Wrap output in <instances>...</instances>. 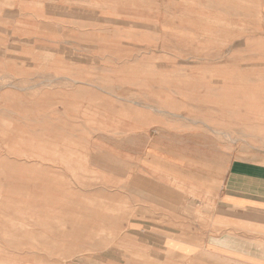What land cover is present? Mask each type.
Listing matches in <instances>:
<instances>
[{
    "label": "rangeland",
    "instance_id": "1",
    "mask_svg": "<svg viewBox=\"0 0 264 264\" xmlns=\"http://www.w3.org/2000/svg\"><path fill=\"white\" fill-rule=\"evenodd\" d=\"M53 1L61 12L95 8L105 14L97 27L101 42L81 57L91 68L80 78L55 57L66 51L60 37L47 44L52 60L44 53L37 63L26 56L36 64L27 71L30 76L0 73V264H64L108 253L112 235L101 229L95 239L84 240L86 220L103 223L133 212L141 218L135 207L145 205L141 190L165 193L169 186L174 195L187 194L178 181L188 170L203 186L204 165L170 164L204 156V149L187 142L246 140L249 134L236 128L250 122L236 110L264 113L259 0H96L94 6L87 0ZM115 13L131 20L130 36L140 34L143 43L130 50L118 44ZM242 33L245 50L231 52L224 40ZM66 56L77 57L72 51ZM149 158L159 161L143 164ZM131 187L132 198L129 192L118 194ZM203 194L197 189L192 197L204 199ZM159 205L165 209L144 216L163 215L174 223L204 220L203 213L178 218ZM178 231L187 236V228Z\"/></svg>",
    "mask_w": 264,
    "mask_h": 264
},
{
    "label": "crops",
    "instance_id": "2",
    "mask_svg": "<svg viewBox=\"0 0 264 264\" xmlns=\"http://www.w3.org/2000/svg\"><path fill=\"white\" fill-rule=\"evenodd\" d=\"M62 1L65 4L71 0ZM76 1L77 4H86V0ZM87 1L93 6L96 3V0ZM53 3V0H0V73L10 70L13 74L30 76L27 71L35 69L36 64L31 66L29 58L37 63L44 53L49 54L47 56L52 60L51 47L47 44L52 45L54 37H60L65 46V53L55 56L63 69L75 68L80 78L84 69L91 68L82 58L87 52L94 51V47H99L101 40L97 29L102 26L105 14L95 12V8H92L93 12H61V8H53ZM259 4L264 6V0H259ZM122 14L115 13L117 18L112 20L116 22L114 26L120 27L118 44L124 50H130L132 44L144 41L140 34L136 39L130 36L132 22L121 17ZM243 35L234 37L228 34L224 41L228 42L231 52L245 50ZM257 37L264 38V32L259 31ZM68 51L76 52L77 57L69 61ZM224 51L228 52V49ZM50 60L47 64L53 69ZM217 112L224 116L223 110ZM236 112L238 116L245 113L250 122L245 128H236L238 134H249L246 140L225 143L206 137L203 146L187 142L192 148L204 149V156L200 160L189 158L186 163L182 160L170 163L176 166L187 163L204 165V178L199 179L204 182L203 186L196 185L197 173L188 170L187 175L180 174V185L177 184L179 188L187 186V194L174 195L169 186L165 189L169 192L165 193L141 190L145 208L140 210L135 206L141 212V218H135L132 211V216L103 223L96 219L86 220L83 223L84 235L81 234L83 239L91 241L99 230H107L108 235H112V243L109 244L112 250L108 248V253L80 255L64 264H264V113L259 115L256 109L247 112L237 109ZM143 161H147L143 164L150 165L155 162L149 161L159 159ZM130 170L127 176L133 180ZM145 172L149 175L148 167ZM128 189L118 194L129 192L128 196L132 198L136 190ZM197 189L204 193V199L192 197ZM174 197L183 199L179 202L173 200ZM159 203L165 204L178 218L181 213H203L204 220L196 221L191 217L190 221L174 223L168 222L163 215L146 218L144 212L165 209L159 208ZM130 207L133 210L134 206ZM181 227L187 228V236L178 231ZM28 264L51 263L33 260Z\"/></svg>",
    "mask_w": 264,
    "mask_h": 264
}]
</instances>
